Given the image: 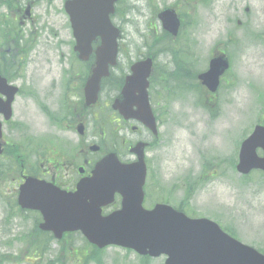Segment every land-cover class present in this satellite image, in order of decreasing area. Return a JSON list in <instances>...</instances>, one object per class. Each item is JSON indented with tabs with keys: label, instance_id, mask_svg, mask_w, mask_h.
Wrapping results in <instances>:
<instances>
[{
	"label": "rangeland",
	"instance_id": "1",
	"mask_svg": "<svg viewBox=\"0 0 264 264\" xmlns=\"http://www.w3.org/2000/svg\"><path fill=\"white\" fill-rule=\"evenodd\" d=\"M62 2L34 0L31 21L21 24L23 35L33 47L23 58L22 68L17 67L18 75L12 77L22 92L14 100L12 121L4 128V136L12 142L26 143L29 150L32 146L24 142V137L34 139L51 129L40 113L51 90L48 66L37 67L40 53L36 54L35 50L57 46L67 56L68 46L72 44L68 18L59 11ZM189 2L119 0L118 14L112 18V24L122 35L118 70L143 55L144 43L151 46L154 39L163 36L156 14L168 6L183 16L184 26L176 41L164 39V50L155 54L156 68L173 59V46L181 47V55L176 58L182 62V54L193 40L194 55L200 61L194 65L190 62L187 67L190 75L206 70L207 56L214 45L220 44L232 61L229 84H223L218 94L219 106L214 108L195 90L194 93L177 91L170 78L165 77L163 84L153 83L154 94L161 93L163 100L175 103L163 130L166 156L171 164L164 172L163 167L157 171L153 166L149 170L145 205L163 203L189 218L208 219L241 244L264 255V177L256 172L242 178L235 171L239 144L255 125L264 124V99L258 101L259 92L264 94V0ZM245 8L250 9L248 18L242 13ZM5 16L11 19L5 6L0 5V20ZM30 25L35 28L34 36L30 34ZM54 31L57 37H52ZM49 58L56 65L57 58ZM186 82L182 85H195L196 79ZM54 138L58 137L54 135ZM4 193L8 195L9 190ZM0 199L9 201L6 196ZM35 220L33 214L17 215L0 200V264H83L89 249L79 234L60 242L46 236V249L36 258L31 246ZM98 255L103 264H164L165 261V257L141 258L132 251L117 248L104 249Z\"/></svg>",
	"mask_w": 264,
	"mask_h": 264
},
{
	"label": "water",
	"instance_id": "2",
	"mask_svg": "<svg viewBox=\"0 0 264 264\" xmlns=\"http://www.w3.org/2000/svg\"><path fill=\"white\" fill-rule=\"evenodd\" d=\"M115 2L72 0L65 4L79 60L86 61L92 52V42L100 40L95 51L96 68L86 85L87 105L95 102L100 80L108 76L109 67L116 62L119 31L109 19L114 13ZM158 18L163 30L177 35L179 21L174 11L166 9ZM151 66L150 59L134 65L129 83L140 81L145 88ZM227 68L226 59H214L208 71L198 79L214 93L219 77ZM4 85L0 79L1 94ZM14 93L7 94L9 100L3 110L7 115ZM257 149L262 150V158L257 156ZM254 170L264 173V127L261 126H256L241 144L236 166V171L244 176ZM94 176L92 180L81 182L75 194L68 195L28 180L20 189L18 203L23 209L39 211L45 223L40 228L51 231L57 239L63 233L81 231L100 249L114 245L134 249L140 255L166 254L168 264H264L262 255L237 243L209 221L189 220L166 206L144 211L141 203L145 168L141 157L131 167H118L115 156L110 154L97 165ZM116 193L122 197L120 211L102 218L101 208L112 203Z\"/></svg>",
	"mask_w": 264,
	"mask_h": 264
},
{
	"label": "flooded vegetation",
	"instance_id": "3",
	"mask_svg": "<svg viewBox=\"0 0 264 264\" xmlns=\"http://www.w3.org/2000/svg\"><path fill=\"white\" fill-rule=\"evenodd\" d=\"M242 13L248 18L250 9L245 8ZM240 24L237 22L238 26ZM34 33L35 31L32 33L33 36ZM52 37H57L55 31ZM70 46H68L69 53L73 50V45ZM218 46L214 45L211 48L207 56L209 61L222 56L231 64L230 56L222 46ZM191 49L194 65V41ZM35 53H40L37 67L48 66L51 90L47 103L40 107V113L51 129L34 138L35 149L27 152L19 142L5 138L4 128L10 126L12 120L6 122L0 116L3 132L0 154V196L9 197L8 202L0 199L4 205H9L18 211L16 205L19 189L24 180L29 178L50 184L65 192H73L80 181L92 177L95 166L108 153H113L122 165L136 162L138 157L132 153V150L137 145L143 146L146 167H163V170L171 164L166 156L167 147L163 130L168 125L170 119L167 117L171 116L169 110L175 102L163 100L161 93L154 94L151 77L146 89L147 103L157 135H154L149 127L153 126V123L150 122L146 100L139 94L138 87L131 89L127 98L123 99L121 96L125 79L130 74V66L133 63L126 62L124 69L118 70L116 67L111 70L109 76L100 83L95 103L86 105L85 87L94 69V59L79 62L77 54L72 52V55L68 54L71 59L69 60L61 51V47L57 46L53 49L48 46L43 51L35 50ZM49 56L57 58L56 65ZM63 64L66 65L63 67ZM154 71L152 70V74ZM229 71L220 80L215 95L208 93L207 89L197 82L196 76L194 90L199 92V95L202 94V98L211 108L219 106L218 94L223 84H229ZM158 74L160 75L161 72L159 71ZM157 81L163 82L164 79L159 78ZM145 109L146 114H144ZM54 135L58 138H54ZM7 190H9L8 195L4 193ZM117 201L116 196V201L112 205L113 210L118 208Z\"/></svg>",
	"mask_w": 264,
	"mask_h": 264
},
{
	"label": "trees",
	"instance_id": "4",
	"mask_svg": "<svg viewBox=\"0 0 264 264\" xmlns=\"http://www.w3.org/2000/svg\"><path fill=\"white\" fill-rule=\"evenodd\" d=\"M95 252L97 253L98 251L95 250Z\"/></svg>",
	"mask_w": 264,
	"mask_h": 264
}]
</instances>
